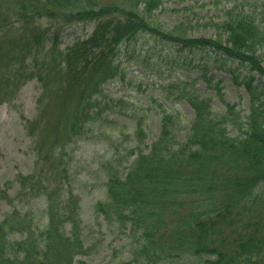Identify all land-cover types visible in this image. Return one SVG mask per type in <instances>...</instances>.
<instances>
[{"label":"trees","instance_id":"16d2710c","mask_svg":"<svg viewBox=\"0 0 264 264\" xmlns=\"http://www.w3.org/2000/svg\"><path fill=\"white\" fill-rule=\"evenodd\" d=\"M161 4L162 0H14V15L26 28L33 17L42 15L68 24L90 20L97 24L91 36L61 54L57 67L52 66V52L58 38L43 63H38L37 51L44 45V32L27 33L30 29L23 28V37L14 38V51L5 66L14 63V80L20 81L27 77L23 73L26 58L34 55L38 70L29 76H37L43 87L32 134L36 135L48 114L49 108L43 105L53 86L61 92L56 105L60 116L52 138L39 134L36 143L39 162L52 165V177L42 178L35 168L18 179V196L30 202L45 200L46 224L38 226L31 211L7 215L0 222V264H86L76 259L89 248L82 239L79 200L65 191L69 176L62 153L104 110L96 98L103 95L108 81L122 75V46L139 35H150L180 51L208 49L225 64L238 61L264 77L258 54L264 48V7L261 20L231 8L217 26L219 37L206 39L164 29L154 20ZM213 79L209 77L210 82ZM235 80L238 83L239 75ZM240 83L249 94L245 115L229 103L225 113L214 115L212 100L189 82L175 80L163 86L167 97L176 93L193 108L184 140L178 139L180 114L160 103L161 131L149 150L140 120L133 136L137 144L124 156L116 151L115 159L104 164L107 201L97 203L95 209L123 228L130 225L137 236L135 261L158 264L187 255L206 257L204 264H264V90L253 86L249 78ZM229 126L240 134L232 136ZM123 159H132L126 172H122ZM12 233L23 238L10 240Z\"/></svg>","mask_w":264,"mask_h":264},{"label":"rangeland","instance_id":"374dc122","mask_svg":"<svg viewBox=\"0 0 264 264\" xmlns=\"http://www.w3.org/2000/svg\"><path fill=\"white\" fill-rule=\"evenodd\" d=\"M233 7H237L238 13L254 15L261 20L264 0H162L154 12V20L164 29L184 33L190 38L215 39L221 34L217 26L225 21L226 12ZM96 24L94 20L68 24L42 15L33 17L30 27L26 28L27 25L14 15V0H0V222L14 211H31L38 226L46 224L45 200L30 202L28 198L18 196V179L20 175L32 174L35 168L42 178L52 177V165L39 162L36 143L39 134L48 140L52 138L60 116L56 105L61 92L53 86L43 105L49 108L48 114L40 122L36 135L32 134L34 121L40 114L39 99L43 87L37 76H29L38 70L34 55L26 58L23 73L27 77H21L20 81L14 80L16 65L5 66L14 51V38L23 37V28L30 29L27 33H45L44 45L37 51L38 63H43L44 58L49 59L50 47L58 38L59 45L52 52V66L57 67L61 54L78 40L91 36ZM225 38L222 35V39ZM258 54L264 67V48ZM120 62L122 75L108 81L103 86V95L96 98L104 110L86 125L81 137L66 145L62 153L69 176L65 191H71L79 200L82 239L89 248L76 259L86 264H146L134 260L137 236L132 234L130 225L123 228L115 219H106L96 211L95 205L107 201L108 178L104 164L115 159L116 151L124 156L127 149L137 144L133 137L137 122L142 121L148 136L146 151L157 140L161 131L160 103L180 114L178 139L184 140L194 117L193 108L176 93H169L167 97L163 86L168 87L175 80L189 82L197 93L212 100L214 115L225 113L228 103L237 105L242 115L247 114L249 94L246 85L240 83L244 78L252 80L253 86L264 89V77L238 61L225 64L208 49L180 51L175 45L150 35H139L122 46ZM227 68L235 70L236 74L228 72ZM236 75H239L238 83ZM209 77L214 79L210 82ZM100 107L95 108V112H99ZM228 129L232 136L240 134L231 126ZM130 135L131 139L125 138ZM131 161L122 162V172L127 171ZM70 232L71 226L67 224L66 233ZM21 238L20 233L10 235L13 241ZM205 259L183 255L158 264H204Z\"/></svg>","mask_w":264,"mask_h":264}]
</instances>
